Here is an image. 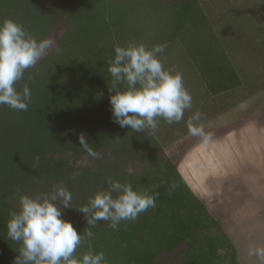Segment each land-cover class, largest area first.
I'll return each mask as SVG.
<instances>
[{
	"label": "trees",
	"instance_id": "obj_1",
	"mask_svg": "<svg viewBox=\"0 0 264 264\" xmlns=\"http://www.w3.org/2000/svg\"><path fill=\"white\" fill-rule=\"evenodd\" d=\"M122 1H141L156 8L163 2L171 8L162 62L170 53L180 58L181 51L184 62L196 68L204 80L202 91L222 94L241 87L198 0ZM122 1L0 0V23L5 17L11 18L40 40L56 22H64L80 33L82 51L90 60L87 72L71 74L62 86L54 78L34 76L29 80L30 74L25 72L16 88L22 91L28 84L32 97L28 110L0 105V264H14L18 254L19 245L7 235L9 210L19 206L16 188L31 196L51 192L55 185L65 182L72 193L73 208L58 206L62 217L84 235L88 226L84 214L75 208L86 205L96 190H107L106 177L130 182L137 191L158 193L155 207L139 214L135 221H122L118 230L103 220L91 228L93 251H103L106 264H238L235 244L215 216L188 187L174 163L154 154L159 148L156 138L114 122L108 92L112 78L106 58L114 56L115 44L108 23L117 17ZM46 3L48 9L43 6ZM226 3L236 18L237 5L229 0ZM241 32L264 69V45L254 47L247 39L248 32ZM82 132L90 147L101 154L99 159L80 146ZM57 152L63 155L57 156ZM65 154L87 157L96 167L73 164ZM36 156L40 158L38 169L32 168ZM128 158H137L142 167L139 172L123 170ZM75 173L79 175L71 179ZM84 251L86 246L78 248L76 256L82 258Z\"/></svg>",
	"mask_w": 264,
	"mask_h": 264
},
{
	"label": "rangeland",
	"instance_id": "obj_2",
	"mask_svg": "<svg viewBox=\"0 0 264 264\" xmlns=\"http://www.w3.org/2000/svg\"><path fill=\"white\" fill-rule=\"evenodd\" d=\"M229 1L238 7L236 18L228 11L227 0H198L239 76L241 87L222 94L202 91L204 80L196 68L184 62L181 51L180 58H175L174 53L165 55V68L175 67L182 73L193 106L185 111L179 123L158 120L154 137L159 148H155L154 154L174 163L188 187L215 216L235 244L238 264H259L256 257L247 255V247L264 246V69L241 37V30L248 32L251 45L254 43V47L261 49L264 0ZM43 6L48 9L49 3ZM158 7L141 1H122L117 17L108 23L114 44L124 46L130 40L148 48L164 44L172 10L163 2ZM245 23L248 26H243ZM45 38L54 42L52 47L26 73L54 78L62 86L71 74L88 71L90 60L82 51V36L77 30L58 21ZM56 47L60 48L59 53ZM196 111L203 114L200 123L212 136L208 144L188 132L187 120ZM65 157L76 165L96 167V163L84 156L65 154ZM124 164L126 172L129 167L132 172L142 168L137 158H128Z\"/></svg>",
	"mask_w": 264,
	"mask_h": 264
},
{
	"label": "clouds",
	"instance_id": "obj_3",
	"mask_svg": "<svg viewBox=\"0 0 264 264\" xmlns=\"http://www.w3.org/2000/svg\"><path fill=\"white\" fill-rule=\"evenodd\" d=\"M53 43L47 38L38 40L11 18L3 19L0 23V105L17 111L28 110L32 100L29 86L24 84L22 91H18L16 85L28 69L36 67ZM55 50L61 51L59 47ZM164 51L162 44L148 48L130 40L124 46L114 45V56L106 58L112 78L108 83L109 102L114 122L120 127L154 136L158 120L179 123L185 111L192 109V96L185 87L183 75L175 67L165 68L160 56ZM202 118L203 114L196 111L188 118L187 128L193 137L208 144L212 136L200 123ZM79 143L89 156L100 158L101 154L90 147L83 132L79 134ZM39 160V156L34 158L32 168H39ZM128 171L131 174L132 168ZM78 175L73 174L71 179ZM106 180L107 190H96L86 205L75 208L84 214L88 226L84 235L62 217V208H73L72 193L65 182L55 185L51 192L31 196L16 188L18 210H9L7 221L8 238L19 245L14 264H106L103 251H93L91 228L103 220L111 229L118 230L122 221H135L139 214L155 207L158 195L134 190L127 181L111 177ZM175 187L173 184L172 188ZM85 246L82 258L77 257V249ZM247 255L264 264V246L250 244Z\"/></svg>",
	"mask_w": 264,
	"mask_h": 264
}]
</instances>
